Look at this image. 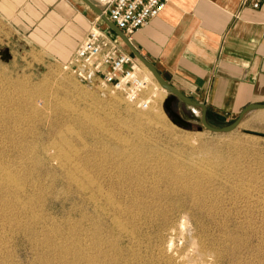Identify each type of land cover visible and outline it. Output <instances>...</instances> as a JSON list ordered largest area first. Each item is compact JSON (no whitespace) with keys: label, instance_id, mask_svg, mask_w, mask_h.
<instances>
[{"label":"rangeland","instance_id":"rangeland-1","mask_svg":"<svg viewBox=\"0 0 264 264\" xmlns=\"http://www.w3.org/2000/svg\"><path fill=\"white\" fill-rule=\"evenodd\" d=\"M3 42L4 38L0 33V47H2ZM126 47V50L130 51L127 45ZM12 54L10 57L4 52H0V161L2 162H0V165L3 164L6 168L9 164V166H12V168L8 167V170L12 171L15 179L18 178L16 181L19 186L0 188V194L2 193L0 197H5L4 200H2V197V199L0 198V215L2 213L4 214V216L1 215L3 218L0 216V220L3 221L0 222V229L3 232L5 231V233L7 232L5 237H3L4 234L0 230V236H2L0 238V264H66L68 262H70L68 264H74L73 256L75 246L73 245L71 247L69 245L76 235L74 232V228L77 225L76 221L81 218L79 214L82 213L84 208L87 209L88 214L90 213L89 219H93H88V222L86 219L82 220L80 226L84 227L83 232H85V228L89 224L96 228V230L103 229V226L105 228V231L103 230L105 233L96 235L97 238L94 236L91 240L94 243L101 241L104 245L103 247L100 242L99 247L101 249L99 247L94 249L96 256H98V263L107 264L110 261L108 264H111L114 259H117L119 264H126L128 262L127 260H129L130 264H138L140 256H143L141 258L142 262L140 261L139 264L143 263L142 259L144 257L146 258L143 264H158L159 259L157 260L155 257L157 255L158 258L157 248L155 247H158V244H160L159 238L157 237V226L151 222L150 225L149 223L146 224L147 226L143 224L149 219L148 217L151 218L152 215L155 217L159 206L167 208V204L169 203L168 208L174 205V214L177 215L176 217L178 219L181 215H186V221L188 222L191 233H198L201 240H203V237V242H206L205 244L211 248L219 247L220 244L219 248L223 256L220 258L217 254L215 256L214 253L208 252L205 256V258L208 256V259L206 258L208 262L206 261L205 264H264V137L247 131L264 132V109L249 112L241 124L233 131L218 133L208 130L202 125L200 119L201 110L197 109L198 117H196L186 103L176 101L174 104L176 111L191 122L190 127L185 128L180 123H174L164 107L165 100L169 95L168 92L164 93V91L160 90L162 91L161 93L158 91L159 89L155 88L154 83L150 79L145 95L146 97H151L152 102L149 109L143 110L129 103L121 92H115L111 88L101 86L96 79L92 78L86 81L72 72L65 70L64 65L71 61L75 53L70 59L57 66L50 64L52 61L50 57L34 49L30 50L27 47L16 48ZM140 64L143 63L140 62ZM142 66L144 65L140 66L141 72L146 76ZM154 90L156 93H151V91L155 92ZM157 93L158 96H156ZM10 97L11 99H9ZM238 116L239 113L229 119L211 118L208 119V122L214 127H223L232 123ZM123 123L124 125H122ZM201 126L203 129L199 130ZM53 145L57 146V148L55 149ZM64 149H67V151ZM63 151L72 153L71 156L74 161L70 160L66 162L60 159L62 156L59 158V155ZM53 152L59 155H54ZM123 152L125 156H123ZM74 156L77 158H74ZM57 163H107L106 169L108 168L110 171L108 169L105 170L103 175V172H100L101 176L105 175L103 178L105 182L101 178V183L104 182L105 188L110 186L107 183L110 182V179L113 178L112 180H115L117 178H115V171L110 163H132L143 169L144 177L147 175L151 176L144 178V180H147L142 184L144 185L142 188L147 191L145 192L142 188L139 189L144 193L138 190V192L135 191L132 188H135L133 185H127L124 188L125 194L124 192H120L121 195L118 192H113L114 195L112 194L122 206L125 204L123 207H128L129 214L134 211L130 215L128 212H125L126 214L122 213L120 215L121 213H119L118 216H121V220L126 223V227L129 226L127 229L129 228L131 232L133 230V233H136L135 235L137 237L133 235L134 237L132 238L125 233L117 232L118 230L115 229L114 225L111 226V215L102 217L103 215H99L94 211L95 208L92 209L94 206H87L86 203L84 205L76 195L77 193L75 191L77 189L75 184L69 182L70 180L65 176L67 172L66 168L68 167L64 166L65 168H63L61 164L58 165ZM201 166L207 169L209 168L212 173L209 170L206 171V168L205 170L202 169ZM14 169L19 172L14 173ZM152 169L154 170L152 171ZM155 171L158 172L155 173ZM174 171H181L179 173L182 175H189L187 177L185 176V179L192 183L191 187H200V190L196 191V195H198L195 197L196 200L194 197L192 199L195 201L201 200L204 203L202 204L204 206L201 210L191 209L189 213H186L183 209L182 214L179 213V209L185 206L183 196L186 200L188 199V205L194 202V200L190 202L191 198L189 197H191V194L189 196L187 194L179 196L170 193L166 196L167 198L163 197L161 202H156L157 195L154 194L153 189L156 187L159 189L163 187L161 189L162 191L166 189L165 186L169 185L167 184V177L170 178L172 174L175 175ZM200 171L202 172L200 173ZM17 174L18 176L16 177ZM155 177L161 179L159 181L160 183L157 182ZM107 179L109 181L106 182ZM153 185L156 186L154 187ZM180 185L181 183L176 184V187ZM205 185L211 188L214 194ZM128 189L131 196L130 193H127ZM19 190L22 194H19ZM24 190H27V192ZM131 190H134L133 193ZM147 192L152 193L148 194ZM199 193L205 195V197ZM11 194L14 196L17 194L18 199ZM7 195L14 202L11 199L9 200ZM26 195L28 197L31 195L33 198H28ZM25 197L29 200L32 199L31 202ZM5 199H7V202H5ZM153 199L156 200L153 201ZM21 202L22 204H20ZM12 204L15 211L12 208ZM153 204H156V206ZM77 205H80L82 208L84 206L80 213L75 211ZM151 205L152 207H150ZM7 206L12 208L13 211L9 207L7 208ZM2 208L5 210L8 209L6 214ZM83 211L86 212V210ZM13 212L16 214H13ZM31 212L32 214L34 212V215L31 216ZM93 213L95 216L92 215ZM150 213L151 215H149ZM21 214L23 215L21 219L24 217L27 219L21 221L19 218ZM27 214L31 218L27 217ZM174 214H171V216H174ZM12 215H17L14 220L12 218L15 216L12 217ZM90 216H94L98 224L95 222L94 217ZM129 216H132V218ZM145 216L147 218L144 219ZM37 218L39 219L36 220ZM16 219L19 220L16 221ZM131 219L133 222H131ZM125 220L128 221L126 222ZM29 221L33 223L35 221L37 223L38 221L40 227H36V225H39L38 223H34V225H32L33 223L29 224ZM15 222L21 223L17 225ZM93 222L98 226L96 227ZM108 222L111 225H108ZM99 223L101 226H99ZM131 224L132 226L135 225L133 226L134 228L130 226ZM4 228L6 229L4 230ZM32 228L33 230H30ZM144 228L145 230H143ZM37 229L38 233L36 234L35 232L37 231L35 230ZM106 229H109V232ZM146 230L148 232L145 234ZM44 231L46 232L45 234ZM110 231L114 232L112 233ZM38 234L40 235L38 236ZM55 234L58 235L56 236ZM50 235L52 238H50ZM99 236H102V238ZM120 236L121 238H119ZM48 237L51 239L50 242L47 241ZM103 237H106L104 239L107 242L105 240L103 241ZM139 237H143L144 239L141 238V240ZM206 237L210 240L207 241L208 239ZM149 239L152 240L149 241ZM108 240L110 243H108ZM214 240L217 241L214 242ZM126 241L131 245H128ZM151 241L156 242L152 243ZM178 243H181V240ZM212 243L216 244L213 245ZM108 244L112 247L109 248ZM119 245L120 249L123 248L122 250L119 249ZM151 245L155 247L153 246L152 249ZM63 246L65 247L64 249L70 248V250H64L62 248ZM146 246H148L147 249L145 248ZM59 247L63 251H60L58 249ZM2 248L3 250H1ZM104 249L106 252H104ZM118 250L122 251V253H118ZM127 250L130 251L128 252ZM107 252L108 254H106ZM133 253L137 254L132 255ZM106 255L107 257H105ZM135 255L137 256L135 257ZM114 256H122V258H119V260ZM100 257L104 261L106 260L105 258L107 260L104 262L102 259H99ZM217 257L219 261L215 260V258L218 259ZM123 259L125 260L123 261ZM147 260L149 263L145 262ZM117 261H113L112 264L118 263Z\"/></svg>","mask_w":264,"mask_h":264},{"label":"crops","instance_id":"crops-1","mask_svg":"<svg viewBox=\"0 0 264 264\" xmlns=\"http://www.w3.org/2000/svg\"><path fill=\"white\" fill-rule=\"evenodd\" d=\"M254 2L170 0L131 41L170 84L206 104L208 119H229L264 102V0ZM93 26L116 34L84 0H0V52L10 57L27 47L57 66Z\"/></svg>","mask_w":264,"mask_h":264},{"label":"bare ground","instance_id":"bare-ground-1","mask_svg":"<svg viewBox=\"0 0 264 264\" xmlns=\"http://www.w3.org/2000/svg\"><path fill=\"white\" fill-rule=\"evenodd\" d=\"M141 65H144V64H141ZM142 68H143V70H144V72L146 73V77L147 78H149L153 83H154V85H155V88H158L159 90L158 91H160V90H162V91H164V93L165 92H167V90L165 89V88H163L160 84H159V82L155 79V77L153 76V74H152V72H151V70L146 66V65H144V66H142ZM157 90V89H156ZM155 91V90H154ZM162 91H160L161 93H162ZM151 93H156V91L155 92H152L151 91ZM154 96H155V94H153ZM156 96H158V93H157V95ZM12 97V96H11ZM11 97L9 98V99H11ZM7 99V98H6ZM131 111V110H130ZM196 112H198L197 110H195ZM94 121H96V120H94ZM128 121V120H127ZM91 122V121H90ZM125 122V121H124ZM94 123V122H93ZM99 123V122H98ZM128 124V123H127ZM122 125H124V123L122 124ZM130 125V124H129ZM125 127H127V126H125ZM128 127H130V126H128ZM62 130V129H61ZM64 131V130H63ZM63 134V133H62ZM62 137V136H61ZM124 141V140H123ZM128 141V140H127ZM60 144H61V142H60ZM59 144V145H60ZM62 145H63V143H62ZM61 145V146H62ZM120 145H121V142H120ZM54 146V145H53ZM55 147V149L57 148V146H54ZM60 147V146H59ZM66 147H67V145H66ZM72 147V146H71ZM118 147V146H117ZM65 148V147H64ZM123 148H125V147H123ZM61 149V148H60ZM59 149V150H60ZM74 149V148H73ZM117 149H120V148H117ZM116 149V150H117ZM63 150V149H62ZM65 150V149H64ZM68 150H69V148H68ZM65 151H67V149L65 150ZM119 151V150H118ZM121 151V150H120ZM58 152V151H57ZM60 152H61V150H60ZM122 153V152H121ZM53 154L54 155H59V154H55L54 152H53ZM52 154V155H53ZM72 154V153H71ZM71 154L70 153H67V152H64L63 151V153H60V155H59V158H60V156H62L60 159H62V160H64V161H70V160H73V158H72V156H71ZM75 154V153H74ZM119 154H120V152H119ZM123 154H124V152H123ZM80 156V155H79ZM123 156H125V154L123 155ZM55 157H57V156H55ZM76 156H74V158H75ZM48 158V157H47ZM77 158V157H76ZM56 159V158H55ZM55 159H53V160H55ZM60 159H59V161H60ZM52 160V159H51ZM56 161V160H55ZM74 161V160H73ZM1 162V161H0ZM50 162V161H49ZM2 163V162H1ZM6 164H9V163H6ZM56 164V163H55ZM58 165L59 164H61L62 166L61 167H63V168H65L64 166H67L68 168H66L67 169V172H66V175L65 176H67L68 177V179L70 180L69 182H73L74 184H75V186H76V189H77V191H75L77 194V196L79 197V199L83 202V204L84 203H86V205L87 206H94L92 209H94V211H96V213H98L99 215H103L102 217H105V216H107V215H111L112 217H111V222H112V225L110 224V222H108V225L110 224L111 226H113L114 225V227H115V229H117L116 231L117 232H120V233H125L127 236H131L132 238L134 237L133 235H135L136 233H133V230H132V232L131 231H129V228L127 229V227H129V226H127L126 227V223H124L123 222V220H121V216L119 217L118 215H119V213H121L120 215H122V213H124V214H126L125 212H128L129 210H127V208L128 207H123L122 206V204L118 201V200H116L115 198L116 197H113V192H118V193H122V192H124V188H125V186H127V185H133V186H135V188L134 187H132L135 191H141V190H139V189H141L144 185H142L143 184V182L144 181H146L147 179H145L144 180V178H148V177H151V176H146V177H144V171H143V169H141L139 166H137V165H134V164H132V163H110V164H112V167L114 168V171H115V180H112V179H110V182H107V181H109L108 179L106 180V182L107 183H109L110 184V186L108 187V188H105V184H103L105 181H104V176H101L100 174L102 173V175L105 173V170H107L106 169V164L107 163H57ZM10 165V164H9ZM8 165V167L10 168H12V166H9ZM107 166H109V165H107ZM8 167L6 168V166H3V164L2 165H0V188H3V187H10V186H16L17 187V179L18 178H16L15 179V177H14V175H13V173H12V171H9L8 170ZM60 167V168H61ZM175 167H177V166H175ZM202 167V166H201ZM210 167V166H209ZM111 168V167H110ZM152 168V167H151ZM205 168L206 167H202V169H204L205 170ZM65 169V170H66ZM156 169V168H155ZM162 169V168H161ZM11 170H13V169H11ZM15 170V169H14ZM64 170V171H65ZM109 170V169H108ZM154 169H152V171H153ZM160 170V169H159ZM158 170V171H159ZM209 170V168L207 169L206 168V171H208ZM212 170V169H211ZM63 171V172H64ZM110 171V170H109ZM113 171V172H114ZM158 171H155V173L156 172H158ZM176 171H178V170H176ZM176 171H174L175 172V175H173L172 174V176H170V178L169 177H167L168 178V183L167 184H169V185H166L165 187H166V189H164L163 191L161 190L162 188H158V187H156L155 189H153L154 190V194L155 195H157V197H156V199H153V201L154 200H156V202H161V200L163 199V197H165V198H167L166 196L168 195V194H174V195H179V196H182L183 194H187L188 196L191 194V197H189V198H191V201L190 202H192V200H194V199H192L193 197L195 198L196 196H198V195H196V191H199L200 190V187H198V188H196V186H194V187H191V185H192V183H190L188 180H186L185 178L187 177V176H189V175H182L181 173H179V172H181V171H179V172H176ZM210 171V170H209ZM15 172H19L18 170H15L14 171V173ZM101 172V173H100ZM107 172V171H106ZM159 172H161V171H159ZM165 172V171H164ZM184 172V171H183ZM202 171H200V173H201ZM211 172V171H210ZM151 173V172H150ZM186 173V172H185ZM199 173V172H198ZM212 173V172H211ZM107 174V173H106ZM207 174V173H206ZM206 174H205V176H206ZM111 175V174H110ZM151 175H152V173H151ZM158 175V174H157ZM156 175V177H158ZM199 175H201V174H199ZM18 176V174L16 175V177ZM112 177H113V175H111ZM111 176H109V177H111ZM153 176H154V174H153ZM186 176V177H185ZM204 176V177H205ZM66 177V178H67ZM155 177V178H156ZM160 177V176H159ZM195 177V176H194ZM203 177V178H204ZM101 178L103 179V183H101ZM154 178V179H155ZM162 178H163V176H162ZM197 178H198V176H197ZM200 178V177H199ZM201 178H202V176H201ZM105 179H106V177H105ZM151 179V178H150ZM157 179V182L158 183H160L159 181L161 180L160 178H156ZM163 179H165V178H163ZM188 179H189V177H188ZM195 180V179H194ZM19 181V180H18ZM151 181H153V180H151ZM165 181V180H164ZM156 182V181H155ZM154 182V183H155ZM203 182V181H202ZM210 182V181H209ZM208 182V183H209ZM19 183V182H18ZM145 183V182H144ZM166 183V182H165ZM181 183V185L178 187H176V184L178 185V184H180ZM193 183H195L194 181H193ZM200 183V182H199ZM204 183V182H203ZM70 184V183H69ZM152 184V183H151ZM157 184V183H156ZM201 184V183H200ZM71 185V184H70ZM73 185V184H72ZM160 185V184H159ZM195 185H197V184H195ZM201 185H203V184H201ZM19 186V185H18ZM32 186V185H31ZM74 186V185H73ZM108 186V185H107ZM146 186V185H145ZM152 186V185H151ZM154 187L156 186V185H153ZM204 186V185H203ZM205 186H207V185H205ZM21 187H23L22 185H21ZM33 187V186H32ZM160 187V186H159ZM202 187V186H201ZM19 188V187H18ZM24 188V187H23ZM129 188H130V186H129ZM132 188H130V189H132ZM153 188V187H152ZM203 188V187H202ZM209 187L207 186V189H208ZM11 189H12V187H11ZM22 189V188H21ZM34 189V188H33ZM127 189V188H126ZM142 189H144V188H142ZM148 189V188H147ZM209 189H211V188H209ZM5 190V189H4ZM75 190V189H74ZM134 190H131L132 191V193H133V191ZM152 190V191H153ZM205 190V189H204ZM2 191H3V189H2ZM25 192H27V190H24ZM126 191V190H125ZM129 191V189L127 190V193H130V192H128ZM137 191V192H138ZM144 191L146 192L147 190L146 189H144ZM151 191V190H150ZM205 191H207V190H205ZM205 191H203V192H205ZM208 191H210V190H208ZM211 191H212V189H211ZM210 191V192H211ZM9 192V191H8ZM19 192H20V190H19ZM24 192V193H25ZM142 192V191H141ZM185 192V193H184ZM209 192V193H210ZM5 193V192H4ZM3 193V194H4ZM12 193V192H11ZM14 193V192H13ZM17 193V192H16ZM117 193V194H118ZM121 193H120V195H121ZM142 193H144V192H142ZM141 193V194H142ZM148 193V192H147ZM152 193V192H151ZM151 193H148V194H151ZM195 193V194H194ZM198 193V192H197ZM206 193V192H205ZM208 193V192H207ZM212 193H213V191H212ZM2 194V193H1ZM0 194V195H1ZM18 194V193H17ZM17 194H15V196L17 195ZM19 194H22L21 192L19 193ZM28 194V193H27ZM30 194H31V191H30ZM113 194V195H112ZM124 194H125V192H124ZM139 194V193H138ZM140 194V195H141ZM153 194V195H154ZM200 194V193H199ZM214 194V193H213ZM212 194V195H213ZM9 195H10V192H9ZM9 195H7L6 197L7 198H9L10 196ZM12 195V194H11ZM25 195V194H24ZM33 195V194H32ZM201 196H204L205 197V195H202V194H200ZM199 195V196H200ZM210 195V194H209ZM4 196V195H3ZM13 197H15L14 195H12ZM18 196H21V195H18ZM27 196V195H26ZM34 196V195H33ZM130 196H131V193H130ZM133 196V195H132ZM186 196V195H185ZM200 196V197H201ZM2 197V196H1ZM0 197V198H1ZM17 197V196H16ZM23 197V196H22ZM28 197V196H27ZM27 197H25V198H27ZM126 197H127V195H126ZM216 197V196H215ZM3 198V197H2ZM1 198V199H2ZM5 198V197H4ZM4 198L2 199V200H4ZM20 198V197H19ZM28 198H33V197H31V195H29V197ZM27 198V199H28ZM130 198V197H129ZM154 198V197H153ZM198 198V197H197ZM212 198V197H211ZM11 198H9V200H10ZM16 199V198H15ZM17 199H18V197H17ZM26 199V200H27ZM130 199H132V198H130ZM139 199V198H138ZM183 201L185 202V206L186 205H188V199L186 200L185 199V197L183 196ZM205 199H207V198H205ZM204 199V200H205ZM209 199V198H208ZM6 201L5 202H7V199H5ZM8 200V201H9ZM12 201H13V199H11ZM25 200V199H24ZM25 200V201H26ZM29 200V199H28ZM27 200V201H28ZM32 200V199H31ZM31 200H29L30 202H31ZM77 200V199H76ZM195 200H196V198H195ZM194 200V202L192 203V204H189L187 207H183L182 206V208L181 209H179V213H181L182 211H183V209H184V211H186V213H189V211H191V209H194V210H196V209H202L203 208V206L204 205H202V204H204L203 202H201V200H199V201H195ZM211 200H213V199H211ZM214 200H216V199H214ZM18 201V200H17ZM16 201V202H17ZM23 201V200H22ZM79 201V200H78ZM134 201H136V200H134ZM165 201V200H164ZM1 202V201H0ZM3 202V201H2ZM14 202V201H13ZM13 202H11V203H13ZM15 202V203H16ZM33 202V201H32ZM4 203V202H3ZM3 203H1L2 205H3ZM29 203V202H28ZM163 203H165V202H163ZM5 204V203H4ZM7 204V203H6ZM8 204H9V202H8ZM20 204H22V202L20 203ZM19 204V205H20ZM23 204H24V202H23ZM27 204V203H26ZM25 204V205H26ZM80 204V203H79ZM131 204H132V202H131ZM140 204V203H139ZM157 204V203H156ZM156 204H153V205H155L156 206ZM166 204H167V202H166ZM170 204V203H169ZM169 204H167V208H164V207H162V206H157L158 207V210H157V213L155 214V217H154V215H152L151 216V218L150 217H148L149 219L148 220H144L146 223L145 224H143V225H146V224H148L149 223V225H150V222L152 223V224H154L155 226H157L156 228V230H157V237L159 238V242H160V244H158V247H155L154 245H151L152 246V249H153V246L155 247V248H157V250H156V252L158 253V258H157V255L155 256L156 257V259L158 260L159 259V262H157L158 264H202V263H204L205 264V262L207 261V259L205 258V256L207 255V253L209 252V253H214V255L216 256V254H217V256L218 257H220L221 258V256H223V255H221V250H220V244H219V247H213V248H211V247H209L207 244H205L204 242H203V240H204V238L202 237V239L203 240H201V238H200V235L198 234V233H191L189 230V226H188V222L186 221V215H181V217L178 219L176 216L177 215H175L174 213H175V207H174V205H171V208H168L169 207ZM171 204H173V203H171ZM11 205V204H10ZM15 205V204H14ZM28 205V204H27ZM32 206H33V204H31ZM75 205V204H74ZM85 205V204H84ZM134 205V204H133ZM164 205V204H163ZM184 205V204H183ZM5 207H6V205H4ZM12 206H13V204H12ZM22 206V205H21ZM32 206H30V207H32ZM87 206H86V208H87ZM130 206V205H129ZM135 206V205H134ZM138 206V205H137ZM140 206V205H139ZM9 206H7V208H8ZM29 207V206H28ZM130 207H132V206H130ZM150 207H152V205L150 206ZM149 207V209H151ZM10 208V207H9ZM13 208V210H14V206L12 207ZM12 208H10L11 210H12ZM15 208H16V206H15ZM83 208H84V206H83ZM80 205L78 206L77 205V208L75 209V211L76 212H81V210L83 209ZM125 208V209H124ZM135 208V207H134ZM186 208V209H185ZM3 210H5L4 208H2ZM2 209H1V211H2ZM22 210H23V208H21ZM21 209H19V211H21ZM24 209H27V208H24ZM130 209V208H129ZM12 210V211H13ZM17 210V209H16ZM30 210V209H29ZM33 210V209H32ZM83 210H86V212H84ZM82 210V213L81 214H79V216H81V218L80 219H78L76 222H77V225H76V227L74 228L75 229V233H76V235L74 236V238H73V240H72V245L70 244H68L69 246H75V250L74 249H72V250H74V258H73V260L75 261L74 262V264H97L98 263V259H97V257L98 256H96V254H95V251H94V249H96V248H98L100 245H99V243L101 242H95L94 243V241H91L92 240V238L95 236L96 237V235H102V233H105V232H103V230L105 229L104 228V226H103V229H101V230H99V229H97V230H99V231H97L96 230V228H94V227H92V225L91 224H89L86 228H85V232H83L82 230H83V228L84 227H81L80 225H81V222H82V220L83 219H86V221L89 219V215H90V213L88 214V212H87V209H83ZM136 210H138V209H136ZM173 210V211H172ZM6 211H8V209L7 210H5V214H6ZM11 211V212H12ZM15 211V210H14ZM18 211V210H17ZM16 211V213H18ZM31 211V210H30ZM147 211V210H146ZM145 211V212H146ZM148 211H150V210H148ZM154 211V210H153ZM23 212V211H22ZM21 212V213H22ZM74 212V211H73ZM90 212V211H89ZM132 212V211H131ZM134 212V211H133ZM132 212V213H133ZM2 213V212H1ZM9 213H10V211H9ZM15 212H13V214H14ZM15 213V214H16ZM25 213H27V212H25ZM25 213H23L25 216H26V214ZM75 213V212H74ZM95 213V214H96ZM132 213H130V214H132ZM137 213V212H136ZM139 213V212H138ZM8 214V213H7ZM12 214V213H11ZM19 214H20V212H19ZM30 214V213H29ZM77 214V213H76ZM128 214H129V212H128ZM129 214V215H130ZM153 214H154V212H153ZM171 214H174V216L172 215L171 216ZM182 214V213H181ZM2 216H4V214L2 213L1 214ZM0 215V216H1ZM22 215V214H21ZM20 215V220L22 221L23 219L24 220H26L25 219V217L23 218V219H21L22 217H23V215L21 216ZM28 215V214H27ZM32 215H34V212H33V214H32V212H31V216ZM35 215H37V214H35ZM92 215H94V213L92 214ZM137 215V214H136ZM146 215H148V214H146ZM149 215H151V213L149 214ZM148 215V216H149ZM1 216V217H2ZM9 216V215H8ZM15 216V217H14ZM12 215V217H14V218H12L13 220L16 218V216L17 215ZM19 216V215H18ZM31 216H27V217H30L31 218ZM95 216V215H94ZM94 216H90V217H94ZM124 216V215H123ZM126 216H128V215H126ZM133 216V215H132ZM132 216L130 217V218H132ZM144 216V215H143ZM0 217V218H1ZM34 217V216H33ZM96 217H97V214H96ZM176 217V218H175ZM3 218V217H2ZM29 218V219H30ZM35 218H36V216H35ZM76 218H78V217H76ZM107 218V217H106ZM136 218V217H135ZM139 218V217H138ZM143 218V217H142ZM145 218H147L146 216L144 217V219ZM39 218H37L36 220H38ZM42 219V218H41ZM41 219H40V221H41ZM90 219H93V218H90ZM89 219V220H90ZM94 219H95V217H94ZM100 219H101V217H100ZM105 219V218H104ZM103 219V220H104ZM122 219H124V218H122ZM127 219H128V217H127ZM141 219V218H140ZM3 220V219H2ZM6 220H7V216H6ZM19 220V219H18ZM17 219H16V221H18ZM47 220V219H46ZM49 220V219H48ZM88 220V221H89ZM99 220V219H98ZM136 220H139V219H136ZM153 220H155V221H153ZM33 221H34V219H33ZM87 221V222H88ZM100 221V220H99ZM126 221V220H125ZM128 221V220H127ZM126 221V222H127ZM142 221H143V219H142ZM0 222H3V221H1L0 220ZM8 222V221H7ZM9 222L11 223V221L9 220ZM8 222V223H9ZM46 222V221H45ZM86 222V223H87ZM95 222H96V219H95ZM101 222V221H100ZM131 222H133L132 221V219H131ZM140 222V221H139ZM138 222V223H139ZM5 223V222H4ZM3 223V224H4ZM7 223V224H8ZM9 223V224H10ZM13 223V222H12ZM15 223H17V222H15ZM19 223V222H18ZM18 223H17V225H18ZM21 223V222H20ZM19 223V224H20ZM30 223H33L32 221L30 222L29 221V224ZM34 223H36V221L34 222ZM34 223L32 224V225H34ZM37 223H38V221H37ZM36 223V224H37ZM41 223V222H40ZM44 223V222H43ZM86 223H84V224H86ZM91 223V222H90ZM97 224H98V222H96ZM96 223H94L93 222V224H95L96 225ZM106 223V222H105ZM129 223V222H128ZM136 223V222H135ZM1 224V223H0ZM6 224V225H7ZM8 224V225H9ZM26 224H27V222H26ZM29 224H28V226H29ZM39 224V223H38ZM83 224V225H84ZM100 224V223H99ZM130 224V223H129ZM133 224V223H132ZM132 224L130 225V226H132ZM137 224V223H136ZM142 224V223H141ZM140 224V225H141ZM24 225H25V223H24ZM106 226H107V223L105 224ZM148 225V226H149ZM153 225V226H154ZM21 226V225H20ZM27 226V227H28ZM37 226H39L40 227V224L39 225H36V227ZM47 226H49V225H47ZM73 226H72V230H73ZM98 225H96V227H97ZM99 226H101V224L99 225ZM133 226H135V225H133ZM132 226V227H133ZM142 226V225H141ZM147 226V225H146ZM146 226H145V228H146ZM7 227V226H6ZM10 227V226H9ZM14 227H17V226H14ZM53 227H54V224H53ZM110 227V226H109ZM132 227H131V229H132ZM2 228H3V226H2ZM21 228V227H20ZM29 228H31V227H29ZM35 228V227H34ZM100 228V227H99ZM107 228V227H106ZM111 228V227H110ZM109 228V229H110ZM134 228V227H133ZM136 228V227H135ZM137 228H138V226H137ZM136 228V229H137ZM142 228V227H141ZM145 228L143 229V230H145ZM151 228V227H150ZM153 228V227H152ZM6 228H4V230H5ZM8 229V228H7ZM109 229L107 230L106 229V231H108L109 232ZM112 229H114V228H112ZM115 229H114V231H115ZM148 229V228H147ZM1 230V229H0ZM21 230V229H20ZM30 230H33V228L32 229H30ZM111 230V229H110ZM156 230H155V232H156ZM2 231V230H1ZM35 231H37V232H35L36 234L38 233V229L37 230H35ZM82 231V233H80ZM105 231V230H104ZM114 231H110V232H114ZM134 231H136V230H134ZM138 231H139V229H138ZM32 232V231H31ZM52 232H54V230H52ZM140 232V231H139ZM148 231L146 230V232H145V234L147 233ZM25 233V232H24ZM34 233V235H36ZM46 232L44 231V234H45ZM55 233V232H54ZM74 233V234H75ZM111 233V234H112ZM2 234H4V236L3 237H5V234H7V232L5 233V231L3 232L2 231ZM1 234V235H2ZM106 234H107V232H106ZM138 234V233H137ZM25 235H27L26 233H25ZM40 234H38V236H39ZM43 235V234H42ZM41 235V236H42ZM56 235V234H55ZM58 235V234H57ZM56 235V236H57ZM73 235V234H72ZM109 236H111L110 234H108ZM113 235V234H112ZM114 235H115V233H114ZM120 235H122V234H120ZM149 235V234H148ZM147 235V236H148ZM153 235H154V233H153ZM49 236V235H48ZM63 236V235H62ZM103 236H105V235H103ZM119 236V235H118ZM136 236V235H135ZM142 236V235H141ZM202 236V235H201ZM2 236H0V238H1ZM6 237H7V235H6ZM9 237H10V235H9ZM44 237H45V235H44ZM69 237V236H68ZM71 237V236H70ZM73 237V236H72ZM83 237H84V240H83ZM99 237H101L102 238V236H99ZM137 237V236H136ZM143 237H144V234H143ZM143 237H141V238H143ZM146 237V236H145ZM219 237V236H218ZM218 237H216L217 239H218ZM8 238V237H7ZM6 238V239H7ZM38 238H40V237H38ZM50 238H52L51 237V235H50ZM66 239H67V237H65ZM97 238V237H96ZM100 238V239H101ZM106 239V237H103V241ZM119 238H121V236L119 237ZM124 238V237H123ZM140 238V237H139ZM140 238V239H141ZM147 238V237H146ZM154 238V237H153ZM207 238V237H206ZM214 238V237H213ZM220 238V237H219ZM222 238H224V237H222ZM221 238V239H222ZM5 239V238H4ZM99 239V238H98ZM109 239H110V237H109ZM114 239V241H116V239L115 238H113ZM144 239V238H143ZM208 239V238H207ZM206 239V240H207ZM215 239V238H214ZM3 240V239H2ZM43 240H45V239H43ZM50 240L51 239H49V237H48V240L47 241H49L50 242ZM86 240V241H85ZM97 240V239H96ZM121 240V239H120ZM130 240V239H129ZM142 240V239H141ZM150 240H152V239H149V241ZM155 240V239H154ZM157 240V239H156ZM181 240V243H178V241H180ZM210 239H208L207 241H209ZM220 240V239H219ZM225 240V239H224ZM227 240V239H226ZM4 241V240H3ZM6 241V240H5ZM8 241V240H7ZM32 241L34 242V240L32 239ZM47 241H45V242H47ZM89 241V242H88ZM99 241V240H98ZM106 241V240H105ZM111 241V240H110ZM113 241V242H114ZM119 241V240H118ZM118 241H117V243H118ZM139 241V240H138ZM148 241V240H147ZM213 241V240H212ZM217 241V240H216ZM215 240H214V242H216ZM222 241V240H221ZM107 242V241H106ZM127 242V244H128V241H126ZM152 242V241H151ZM154 242V241H153ZM152 242V243H153ZM156 242V241H155ZM154 242V243H155ZM211 242V241H210ZM102 243V242H101ZM108 243H110L109 242V240H108ZM130 243V242H129ZM142 243V242H141ZM140 243V244H141ZM151 243V244H152ZM158 243V242H157ZM209 243V242H208ZM223 243V242H222ZM52 244V243H51ZM65 244H67V243H65ZM65 244H64V246H65ZM135 244V243H134ZM148 244V243H147ZM213 244V243H212ZM216 244V243H215ZM215 244H213V245H215ZM218 244V243H217ZM224 244V243H223ZM222 244V245H223ZM60 245V244H59ZM63 245V244H62ZM128 245H131V244H128ZM211 245V244H210ZM212 245V246H213ZM1 246V245H0ZM62 247L63 249L65 248V247ZM102 246L104 247V245H103V243H102ZM116 246H117V244H116ZM135 246V245H134ZM139 246V245H138ZM3 247V246H2ZM56 247V246H55ZM67 247V246H66ZM108 247L109 248H111L110 246H109V244H108ZM135 247H137V246H135ZM147 247L148 246H146L145 248L147 249ZM150 247V246H149ZM1 248V247H0ZM74 248V247H73ZM100 248V247H99ZM128 248V247H127ZM132 248H133V246H132ZM59 250H60V247L58 248ZM63 249H61L60 251H63ZM67 249V248H66ZM66 249H64V250H66ZM101 249V248H100ZM119 249H120V245H119ZM123 248H121L120 250H122ZM139 249V248H138ZM151 249V248H150ZM1 250H3V248L1 249ZM6 250V249H5ZM67 250H70V248H68ZM71 250V251H72ZM99 250V249H98ZM112 250V249H111ZM132 250V249H131ZM134 250V249H133ZM149 250V249H148ZM70 251V252H71ZM100 251V250H99ZM116 251H117V249H116ZM128 251V250H127ZM130 251V250H129ZM128 251V252H129ZM2 252V251H1ZM73 252V251H72ZM72 252H71V255H72ZM104 252H106L105 251V249H104ZM119 252H121L122 253V251H119L118 250V253ZM133 252H135V251H133ZM147 252V251H146ZM146 252H145V254H146ZM149 252V251H148ZM151 252V251H150ZM114 253H116V252H114ZM126 253V252H125ZM138 253V252H137ZM137 253H133L132 255H134V254H137ZM4 254V253H3ZM8 254V253H7ZM63 254V253H62ZM67 254H68V252H67ZM106 254H108V252L106 253ZM141 254V253H140ZM148 254V253H147ZM154 254V253H153ZM226 254V253H225ZM112 255H113V253H112ZM144 255V254H143ZM149 255H150V253H149ZM148 255V256H149ZM212 255V254H211ZM137 255H135V257H136ZM147 256V257H148ZM64 257V256H63ZM105 257H107V255L105 256ZM104 257V258H105ZM114 257H116V256H114ZM143 256H140V261H141V258H142ZM151 257H152V255H151ZM210 257V256H209ZM217 257V258H218ZM116 258H122V256L121 257H116ZM146 257H144V259H145ZM153 258H154V256H153ZM213 258V257H212ZM47 259V258H46ZM99 259H102L101 257L99 258ZM106 260H107V258H105ZM109 259V258H108ZM139 259V258H138ZM144 259H142L143 260V263H144ZM149 259V258H148ZM152 259V258H151ZM209 259H211V258H209ZM48 260V259H47ZM62 260H64V259H62ZM61 260V261H62ZM68 260V259H67ZM105 260V261H106ZM113 260V259H112ZM111 260V261H112ZM120 260V259H119ZM125 259H123V261H124ZM156 260V261H157ZM214 260V259H213ZM215 260H217V261H219V258L218 259H216L215 258ZM5 261V260H4ZM72 261V260H71ZM101 261V260H100ZM102 261H104V259H102ZM104 261V262H105ZM113 261H117V259L115 260H113ZM113 261L111 262V264L113 263ZM128 262H129V260H127ZM131 261V260H130ZM140 261H139V263H140ZM153 261H154V259H153ZM152 261V262H153ZM63 262V261H62ZM65 262V261H64ZM110 262V261H109ZM108 262V263H109ZM118 262V261H117ZM127 262V263H128ZM142 262V261H141ZM146 263L148 262V260L147 261H145ZM151 262V261H150ZM208 262V261H207ZM50 263V262H49ZM59 263H61V262H59ZM68 263H70V262H68ZM68 263H66V264H68ZM100 264H101V262H99ZM98 263V264H99ZM107 263V262H106ZM107 263V264H108ZM116 263V262H115ZM121 263V262H120ZM126 263V264H127ZM138 263V264H139ZM143 263H141V264H143ZM149 263V262H148ZM215 263H217V262H215ZM219 263V262H218ZM63 264V263H62ZM72 264V263H71ZM102 264H104V263H102ZM116 264H119V262L118 263H116ZM123 264V263H122ZM129 264H130V262H129ZM150 264V263H149ZM152 264V263H151ZM210 264H212V263H210Z\"/></svg>","mask_w":264,"mask_h":264},{"label":"built area","instance_id":"built-area-1","mask_svg":"<svg viewBox=\"0 0 264 264\" xmlns=\"http://www.w3.org/2000/svg\"><path fill=\"white\" fill-rule=\"evenodd\" d=\"M170 0H95L108 19L118 26L131 40L132 35L157 17ZM261 0H255L259 7ZM117 34H109L93 26L75 51V55L64 69L79 78L97 82L115 92H121L125 99L147 110L152 99L146 97L149 78L141 72L139 59Z\"/></svg>","mask_w":264,"mask_h":264},{"label":"water","instance_id":"water-1","mask_svg":"<svg viewBox=\"0 0 264 264\" xmlns=\"http://www.w3.org/2000/svg\"><path fill=\"white\" fill-rule=\"evenodd\" d=\"M87 4H89L94 11L99 14L106 22L107 24L114 30V32H116L117 35H119L124 42L126 43V45L130 48V50L135 54V56L144 64L146 65L152 72L153 76L155 77V79L159 82V84L165 88L168 92V97L165 100L164 103V107L166 109V111L168 112V114L171 116V120L174 123H180L183 125V127L188 128L190 127L191 122L189 120H187L184 116H182L179 112H177L174 107H173V103L175 101H182L184 103H186L190 108L194 109L192 112L193 114L198 117L197 112L195 111V109H199L201 110V115H200V119H201V123L202 125L207 128L208 130L214 131V132H218V133H222V132H231L234 129H236L241 122L244 120L245 116L253 111V110H257V109H264V102L262 103H251L249 105H247L246 107H244L241 112L239 113V116L230 124L223 126V127H214L212 126L209 122H208V109L206 104L202 103V102H198L195 101L193 99H191L190 97H188L186 94H184L182 91H180L178 88H176L175 86H173L172 84H170L162 75L161 73L158 71V69L156 68V66L149 61L144 55H142L140 53V51L134 46V44L132 43V41L126 36V34L118 27L116 26L113 22H111L108 17L103 13L102 9L100 7H98L97 5H95L91 0H84ZM203 127H199V130H202ZM249 133L255 134V135H259V136H263L264 137V132H260V131H252V130H247Z\"/></svg>","mask_w":264,"mask_h":264},{"label":"flooded vegetation","instance_id":"flooded-vegetation-1","mask_svg":"<svg viewBox=\"0 0 264 264\" xmlns=\"http://www.w3.org/2000/svg\"><path fill=\"white\" fill-rule=\"evenodd\" d=\"M176 102V101H175ZM175 102L173 103V107H174V104H175ZM174 109L176 110V108L174 107Z\"/></svg>","mask_w":264,"mask_h":264}]
</instances>
